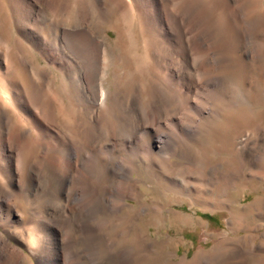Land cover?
<instances>
[{
  "label": "rangeland",
  "instance_id": "1",
  "mask_svg": "<svg viewBox=\"0 0 264 264\" xmlns=\"http://www.w3.org/2000/svg\"><path fill=\"white\" fill-rule=\"evenodd\" d=\"M73 1L0 0V69L12 68L30 92L34 90L29 81H35L39 107L50 112L46 128L51 137L54 135L50 144L44 146L37 139L40 129L19 127L21 137L7 139L12 146L10 151L0 149V162L11 163L15 170L12 179L15 187L12 188L13 195L10 193L11 201L7 207L20 220L6 222V225L0 222V233L7 231L9 234L13 228L10 237L25 240L27 232L21 225H26L34 208L37 212L42 208L45 212L48 210L51 217L76 216L77 211H72L69 204L73 205L74 202V194L71 195L74 184L71 183L72 178L80 173V159L66 171V180L49 170L47 161L51 154L56 167L63 168L68 157L65 156L68 153L66 143L80 144L83 136L81 130L86 127V121L96 116L100 126L98 137L92 139L83 152V158L96 159L94 185L88 184V189L94 191L96 186L101 188L103 183L115 184V189L121 187L120 193L127 203V207L118 211L110 208L112 203L99 205V212L95 216L102 227L99 236L94 237L98 260L104 259L105 263H110L115 260L112 257L116 248L131 247L134 264H264V0H155L163 4L167 12L176 14L185 32L189 31V26L184 24L183 11L197 13L212 30L213 39L207 40L212 44L210 47L188 48V73L174 75L175 85L172 88L177 92L174 93L176 100L170 106L168 115L171 116V123L179 120V127L184 128L187 135L181 141L172 137L175 142L172 139L165 152L158 149L160 146H153L157 145V141L152 142L150 136H142L146 124L141 125L134 136L127 137L122 124L118 123V119L124 117V109H127V101L132 95L137 94L141 99L140 104L145 107L151 95L149 86L162 80L163 72L151 58L159 47L157 26L149 23V31L143 28L144 22H150L146 17L151 15L149 10H153V5H149L148 0H98L102 3V12L87 13L81 11L82 5L87 7L86 1H79V6L71 4ZM184 2H192L195 7H185L182 5ZM28 3L34 4V8L24 18L20 9L24 10ZM124 14L131 21V42L123 29ZM247 20H251L248 42L235 33L239 22L246 23ZM113 25L121 27L119 41L114 38V32L108 29ZM17 26L22 30L18 31ZM78 32H84L86 37L105 48V64L97 74V82L103 79L102 87L106 91L103 107H96L90 95L87 96L90 105L88 102L83 105L77 98L81 96V59L68 50L62 37L71 38ZM31 36H38L40 41L37 45L29 43ZM189 36L187 32L185 39ZM79 42L81 47L86 43L83 48L89 53L91 60L87 55L86 60L91 64L95 58L94 48L85 41ZM50 44H55L54 47L61 45L62 50H50ZM248 46L253 47L252 53ZM214 49L225 62L212 65L208 60L204 63L200 61L201 55L209 54ZM99 64L102 65L101 60ZM195 64L199 70L206 69L217 74L211 89L218 92V100H204L205 95L202 94L207 93L210 86L200 83L193 70ZM185 96L188 99L185 100ZM202 100L205 103H200ZM177 103H180L178 108L175 107ZM188 117L196 120L189 122L195 128L186 126ZM12 124L10 122V128H6L7 132L13 133ZM111 125L118 134L113 139L110 136ZM158 125L160 122L155 123L153 128ZM125 128L129 126L125 124ZM133 148L137 150V155H134L136 150ZM39 157L43 159L41 162ZM18 163L20 167L16 170L14 165ZM112 169L118 172L116 176L111 173ZM118 180L122 182L121 186L117 184ZM58 182H62L63 192L59 190ZM1 183L5 181L0 177V186H3ZM77 187L76 192L79 193L80 188ZM5 188L7 191L10 189ZM1 207L0 219L4 221L7 209L4 205ZM71 236L74 249L81 250L87 237L80 234L75 223ZM105 238L108 242H114L112 248L105 246ZM30 261L35 263L33 257H30Z\"/></svg>",
  "mask_w": 264,
  "mask_h": 264
},
{
  "label": "bare ground",
  "instance_id": "2",
  "mask_svg": "<svg viewBox=\"0 0 264 264\" xmlns=\"http://www.w3.org/2000/svg\"><path fill=\"white\" fill-rule=\"evenodd\" d=\"M22 1L24 2V0H22ZM37 1H39V0H37ZM40 1H42V0H40ZM45 1H48V0H45ZM79 1H81V0H74L71 4L79 6V4L86 1L88 3V5H87V7L86 6L83 7V5H82L81 11H84V12L87 11V13H89L90 11H93V12L94 11L95 12L101 11L102 12V10H103L102 3H100L98 0H82L81 3ZM148 1H149V5H153V10H149V11H151V15L149 17H146V18L149 19L150 22H148L146 20H145L146 22L143 21L144 22L143 28H146L147 31H149V23L154 25V27L157 26L156 29H158L157 33L159 36V41H158L159 47H158L157 51L153 47V50L155 49L156 52H154V51H153L154 53L152 52L153 54H152L151 58L154 60L156 65H158L161 68L160 71L163 72L162 73V80H160L161 79L160 78L159 79L160 82L158 81L159 83H156L154 85L152 83V86H149V87H151V89L149 88L151 90V91H149L151 95H150V99L148 98L149 101L146 103L147 105L145 107H142V105L140 104L141 99L139 100V96L137 94L132 95L131 98L127 101V106H128L127 109H124L125 110L124 111V117L122 116L123 117L122 119L121 118L118 119L119 120L118 123L122 124L121 128L123 129V132H125L127 134V137H131L132 135L134 136L135 133L137 132L138 128L141 125L146 124L144 126L145 131H143L144 134L142 136H150L152 142L157 141L156 142L157 145L153 144V146H157V147L160 146L158 149L162 152L163 151L165 152V149L168 147V145H170L169 142L170 141L172 142V139H173L172 137H175V139H177V140L179 139L181 141V138H183L185 135H187L186 133H184L185 132L184 128L179 127L180 125H178V122H177L179 120L175 121L174 123H171V120H170L171 116L169 117V115H168L169 111H170V106L176 100V97H175L176 94L174 95V93H177V92L175 90H173V88H172L175 85L174 75L176 73H184V74L188 73L187 72L189 70V63H188L189 55L187 52L188 48H193V47H198V46L210 47L212 45L211 43L207 42V40L212 37V30L206 26L204 20H202L200 17H198L197 13L195 14V13H192L191 11H190V13H186L183 11V14H182L183 15V21H184V24L186 26H189V31H187V32L190 33V36L186 40L185 35L187 34V32L184 31L185 27L182 28L181 27L182 24H180V22L177 21L176 14L167 12L166 7L163 4H161L160 2H156L155 0H148ZM69 5H70V3H69ZM182 5H184L185 7H188V8H190V7L194 8L195 7V4H193L192 2H184ZM150 7H152V6H150ZM33 8H34V4L28 3L27 7L26 6L24 7L25 11L20 9V12L22 11L20 14L21 15L24 14V18H26V16H28L31 9H33ZM17 9L18 8L15 9V13H17V15H18V12H16ZM184 9H186V8H184ZM127 10H129V9L127 8ZM125 14L122 16V23H123V27H124L123 29H124V32L126 33L127 37H128V40L131 42V39H132V35L130 33L131 21H130L128 15L126 16ZM180 17L181 16H179V19H181ZM25 22H27V21H25ZM25 22H24V24H26ZM27 24H28V22H27ZM197 25L199 27H197ZM250 25H251V20L250 21L247 20L246 23H240L239 22V28L237 30H235L236 36L238 35V37H240L243 41L247 40V42H248L249 41L248 40V35H249L248 34L249 29L248 28ZM119 26L113 25V26L108 27V29H111L114 32V34H115L114 38L116 39V41H119L120 34H121V27H119ZM23 27L25 28V26H23ZM17 29H18V31L22 30L20 28V26H17ZM143 33H146V32L144 31ZM62 38L65 41L64 45L66 47H68V50L70 52H74L81 59L80 64H82V66L80 65V70H82V75H81L82 82L79 84L81 96L79 95L80 98L79 97H77V98L81 100L83 105H86L87 102L90 105L91 103L88 101L89 98L87 97L88 95H90L91 102H93V104H96V107H98V106L103 107L105 105L106 98H107L106 97V91L102 87L103 79H99V82H97V77H98L97 74H98L99 69H102L101 66H103L105 64V59H106L104 57L105 48L102 46L100 47V45H102V44H100V43L98 44V43L94 42L88 36L86 37L84 32L75 33L72 35L71 38L67 37V36L62 37ZM38 39H39L38 36H35V37L31 36L29 43L33 44L32 46L37 45L36 43H39V41H40ZM76 39L78 40L77 42H76ZM74 41L76 42V44ZM79 41H85L89 45H91L92 48H94L93 52H95V55H94L95 58H93V60L91 61V64L88 63L86 60L89 53L87 54L86 49L83 48V45H85L86 43L85 42H84L85 44L81 43L82 44V47H81L79 45V43H80ZM69 44H70L71 49L69 48ZM54 45H52V44L48 45V49H50V50L53 49L55 52L56 51L59 52V50L62 48V46L59 45V47H54ZM248 49H250V53L253 52V47H251V48L249 47ZM254 49H255V47H254ZM257 51H258V48H257ZM189 53H190V51H189ZM57 54H59V53H57ZM99 55H101L100 59H99ZM253 55H255V54H253ZM6 56H7V54L5 53V57ZM0 58H1V54H0ZM255 58H256V56H255ZM89 59L91 60V57L89 58V56H88V60ZM100 60H101L102 65L99 64ZM206 60H208V62L212 65L217 64V63L218 64L223 63L226 61L224 58H222L220 56V54L218 55L215 52V49L212 50L211 53H209V54H203L200 56L201 62L204 63ZM200 61L198 59V62L202 65V63ZM9 67H10V65H9ZM208 68H209V66H208ZM194 69L197 73V78L201 81L200 83L201 84L204 83L206 85L208 84L210 86V89L207 90V93L202 94L203 96L205 95L204 100L206 102L207 101L214 102V101L218 100L219 99L218 92L216 90L211 89V87L213 85L212 82L217 79V76H216L217 74L215 73L216 75H214L213 72L211 73L210 71H207L206 69H200L199 70V68L197 67V64H195V67L193 68V70ZM164 70H165V72H164ZM19 78L20 77H18V74H16V72H14L12 70V68L6 67L5 70L0 69V149L2 150V148H5L8 150V152L10 151L12 146L10 147L11 144L9 145L7 142L9 141V138L14 139V138H18L20 136L19 127L20 128L31 127L32 129L37 128L38 130L40 129L41 132L38 134L39 136L37 135L38 136L37 139H38V142L41 145L44 144V146H46L47 144H50V142L52 140L51 138H54V135L51 137L49 130L46 128L47 127L46 123L50 121V115H49L50 112L49 111L45 112L44 110L40 109V108H42L41 106L39 107L38 97L35 93L36 92L35 89H38L37 88L38 86L36 87L35 81L33 79L30 80L29 81L30 86H32V88L34 90L33 92H30V90L29 91L26 90L27 88L25 87V85L22 84V82L19 80ZM83 79L85 80L84 82H83ZM36 81H38V80H36ZM40 82H42V80ZM37 84H38V82H37ZM201 84L198 86L197 90H199V88L201 87ZM178 86H180V85H178ZM178 86L176 85V87H178ZM232 88H234V86H232ZM220 89L222 91V88H220ZM236 91H237V89H236ZM234 94H236L235 91H234ZM197 97H198V95L196 96V98ZM229 97H231V96H229ZM236 97H237V95H236ZM186 98L187 97L185 96L184 99L186 100ZM200 99H201V97H200ZM197 101H199V100H197ZM180 103H177L175 107L178 108ZM194 103L196 104V102H194ZM200 103H205V102H203V100H202V102H200ZM181 105H183V104H181ZM203 106L205 107L206 104ZM217 106H218V104H217ZM210 107H212V105H210ZM172 108H174V107L172 106ZM108 111L109 110H107V113H108ZM174 111H175V109H174ZM179 113H181V112H179ZM181 114H183V113H181ZM84 115H87V113ZM215 115L217 116V114H215ZM221 115H223V114H221ZM216 116H214V117H216ZM227 116L230 117V115H227ZM210 117H212V116H210ZM90 118H91V116H90ZM188 119H189V117L187 118L188 123L187 124L185 123V124L190 129L191 124H189V122H194L196 120H193V119L188 120ZM88 120H90V121H86V123H85L86 127L81 130V132L83 133V136L81 137L82 142L80 144H77L75 142L70 141V142L66 143V145L64 144L67 148V151H68L67 155H65L68 157H67V159L65 158L66 163L63 164L64 167L63 168L62 167L57 168L55 165V163H56L55 159L53 158L54 156L51 157V154H49L50 159L47 161V163H48L47 165L49 167V170L53 171V173L56 176H58V177H60V179H62L63 177L64 178L66 177V174H67L66 171L67 170L69 171L72 168L73 164L78 163V161L80 159V162H81V164L79 166L80 167V173L77 177L72 178V183H71V184H74L73 189L71 188V195L73 196V194H74V202H73V205H70L71 203L69 204L70 209L72 211L73 210L77 211L76 216H73V217L72 216H69V217H51V215H49L51 212L49 214L47 213L48 210H47V212H45V210L43 208L40 209L38 207L40 210H39V212H37L34 208V212H32L31 217L28 219V217L26 216L28 219V220H26L27 223H25V221H23L26 225H23V224L21 225L22 229H24L23 227H25V229H26L25 232H27L26 233L27 238H25V240H19L16 238V236L10 237V234L12 233V230H13L12 227H10V228H12V229H10L11 233L8 234L7 231H3L4 234L0 233V264H26V263H29V264H107L108 263V262L105 263L104 259L98 260V258L96 257L98 247L95 244L96 242H94V237L99 236V232L101 230L102 223L100 222V220L99 221L96 220L95 214H97L99 212V205H101V204L106 203L108 206V204L112 203L113 205H111L110 208L114 211H118L119 209H121L124 206L127 207V203L124 201L125 198L122 197L124 195H122L120 193L122 191L121 187L120 188L118 187V189H115V187H114L115 184L108 185L106 183H103V184H101V188L96 186L94 191H90L88 189V184L94 185L93 175H95L94 174V172H95L94 166L96 164V159L95 158L94 159L83 158V152L85 151V149H87L89 147V143H91V140L94 139L95 137H98L99 127H100V126H98V120H97L96 116H94L92 120L91 119H88ZM182 120H183V117H182ZM228 120H229V118H228ZM228 120H226V121H228ZM10 122H13V124H12L13 128L11 129V130L14 129L13 133L7 132V129H6L7 127L10 128L9 127ZM158 122H160V125H158L156 128H153V125H155V123H158ZM197 122L200 123L199 121H197ZM125 124H127V126H129L128 129L125 128ZM100 125H102V124H100ZM193 125H191V126H193ZM193 127L195 128V126H193ZM25 128H23V129H25ZM37 129H35V130H37ZM35 130H33V131H35ZM106 134H107V132H106ZM116 135H118L117 131L112 126L110 128V136L113 139V138L117 137ZM138 135H140V134H138ZM55 136H56V134H55ZM140 137H141V135H140ZM176 137H178V138H176ZM142 138H144V137H142ZM7 139H8V141H7ZM107 139H108V137H107ZM129 139H131V138H129ZM140 140H142V139L140 138ZM182 140H184V139H182ZM173 141L175 142L174 139H173ZM23 142L24 141H22L21 143H23ZM137 142L139 143V137H138ZM129 143H130V141H129ZM138 143H136V145ZM14 147H15V145H14ZM25 147H26V145H25ZM137 147H138V145H137ZM49 148H50V146H49ZM134 150H136V149H134ZM44 152L45 151H43V153ZM92 152H94V151H92ZM101 154H102V152H101ZM105 154H107V153H105ZM134 155H137V150H136ZM42 157L41 158L39 157L40 158L39 162H41L43 160ZM60 157H61V155H60ZM0 158H2V157H0ZM10 160H11V158H10ZM60 160H61V158H60ZM14 162H15V160H14ZM57 164H58V162H57ZM119 164H121V163H119ZM38 166H40V165H38ZM14 167H16V170H18L20 167L19 163L14 165ZM14 171L15 170H14L13 165L11 163L6 162V164H3L0 162V177H1V180L5 181V183H3V184L1 183L3 186H0V209L2 208L1 207L2 205L6 206V209H7L6 210L7 212L5 213L6 216L4 217L5 220L3 221L2 219H0V222L3 225H6L9 222H13V221L14 222H16V221L20 222V220H18L14 216V213L8 208L9 207L8 203L11 201L10 193H12V195H13V189L12 188L15 187V184L12 183V179L15 177ZM33 171H35L34 168H33ZM63 171H65V172L63 173ZM263 172H264V169H263ZM111 173L115 174V176H116V174L118 172H116L112 169ZM18 178H19V176H18ZM16 180H17V178H16ZM65 180H66V178H65ZM63 183H64V181H63ZM16 184H17V182H16ZM31 184L29 186H31ZM58 184H59V182H58ZM61 184H62V182L59 184V190L61 192H63ZM117 184L119 186H121L122 182L119 181V182H117ZM65 186H67V185H65ZM76 186H78L77 189L80 188L79 193L76 192ZM5 187L10 188L11 191H9L10 189L7 191V189ZM17 189H19V188H17ZM16 198H18V197H16ZM48 198H50V196H48ZM26 199H27V197H26ZM117 201H119L120 203L118 204ZM11 205L12 204H10V206ZM41 207H43V206L41 205ZM1 214L2 213H0V216H1ZM22 218H19V219L22 220ZM74 223L76 224V227H78V231L80 232V234H82V236H84V238L87 237L86 241L83 243L84 244L83 248L79 251L74 249L73 240H72V236H71V228L73 227ZM18 229H20V228H18ZM18 229H17V231H18ZM20 230H19V232H17L18 234L20 233ZM15 231H16V228H15ZM18 236H21V234ZM113 243L114 242H108L106 238L104 239V244L107 248H110V247L112 248ZM30 257H33V259L35 260V263H32L30 261ZM112 258H113V260L114 259L115 260L110 262L107 259L110 262L108 264H134V253L132 252L131 247H130V249L116 248V250L114 251V256Z\"/></svg>",
  "mask_w": 264,
  "mask_h": 264
},
{
  "label": "trees",
  "instance_id": "3",
  "mask_svg": "<svg viewBox=\"0 0 264 264\" xmlns=\"http://www.w3.org/2000/svg\"><path fill=\"white\" fill-rule=\"evenodd\" d=\"M202 216H204V217H208V215H207V214H202Z\"/></svg>",
  "mask_w": 264,
  "mask_h": 264
}]
</instances>
